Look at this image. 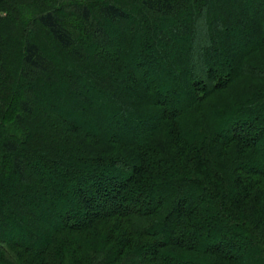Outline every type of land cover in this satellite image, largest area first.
<instances>
[{"label": "trees", "instance_id": "obj_1", "mask_svg": "<svg viewBox=\"0 0 264 264\" xmlns=\"http://www.w3.org/2000/svg\"><path fill=\"white\" fill-rule=\"evenodd\" d=\"M243 261L264 264V0H0V264Z\"/></svg>", "mask_w": 264, "mask_h": 264}, {"label": "rangeland", "instance_id": "obj_2", "mask_svg": "<svg viewBox=\"0 0 264 264\" xmlns=\"http://www.w3.org/2000/svg\"><path fill=\"white\" fill-rule=\"evenodd\" d=\"M141 16H143V15H141ZM154 25V24H153ZM161 30V28H159L158 29V31H160ZM159 33V32H158ZM158 33H157V35H158ZM165 37H161V40L162 41H160V42H158L157 40H155L156 41V45H155V48H154V50H163V51H161V52H163V54H165V59H166V61H167V65L169 66V64H170V68L171 69H175L174 67H175V59H176V55H177V53H179L178 55H181L183 58H186V60L187 59H190L189 61L187 60L186 61V64H187V68L189 69V72H190V75H191V78L193 79V83H198V82H204L205 81V78L202 76V73H201V71H200V69H198L197 67H194V66H192V62L195 60V62H193V63H197V60H196V55H193V54H191V53H189V52H187V50H185L184 48L183 49H180V51H176V52H174L173 51V49H172V47H171V45L168 43V41H166L165 39H164ZM184 39V38H183ZM186 39V38H185ZM187 40V39H186ZM153 41H154V39H153ZM135 42V41H134ZM120 44H121V42L119 43L117 40H115L114 41V49L115 48H119V47H121L120 46ZM136 45V44H135ZM122 49L123 50H125L126 49V47L125 46H123L122 47ZM45 50L46 51H48V53L50 52V49H49V47H47L46 46V48H45ZM93 50V49H92ZM92 50H90L89 49V53H91V52H93ZM102 49H100V50H97L96 52L97 53H103L104 51H101ZM95 52V51H94ZM51 54V53H50ZM190 55H192L191 57H190ZM128 58V57H127ZM128 60H129V58H128ZM127 60V61H128ZM57 64V63H56ZM129 64H133V63H129ZM57 68V67H56ZM61 68H62V71H65L66 69H68V68H65L64 66H62L61 65ZM65 69V70H64ZM132 69L134 70H136V68L134 67V66H132ZM134 70V71H135ZM175 71H176V69H175ZM64 73H66V72H62V74H64ZM134 74L135 75H137L136 77H138V78H140V75L139 74H136L135 72H134ZM157 77L158 78H160V80L162 81V77L161 76H159V74H157ZM165 87L166 86H168V87H170L171 88V83L169 84V83H165V85H164ZM162 87V86H161ZM169 88V89H170ZM168 99H169V97H168ZM173 100H174V102L175 103H177L178 104V101H179V98H177V97H175V98H172ZM39 107V106H38ZM108 125V124H107ZM111 127V128H110ZM109 128L110 129H112V125L110 126ZM104 136H107V135H104ZM122 139V138H121ZM49 181V180H48ZM50 184H54V185H56V187L58 188V181H55V182H51ZM89 189V188H88ZM91 189V188H90ZM64 193H65V191H63ZM62 192V193H63ZM45 216H46V214H45ZM42 218V217H41ZM57 222L54 220H52L51 219V221L48 223V225H45L46 226V228H45V230L48 232L55 224H56ZM10 234H11V237H9V236H5V240L6 241H11L12 242V240H14L15 242H20L21 244H25V245H27V243H26V240H25V238H23L22 236H19V235H17L16 234V231H11L10 230ZM47 235H48V233H47ZM38 239V241H31L29 244H33L34 242H36V243H41V242H43L44 240V238L40 235V236H38L37 237ZM244 262V264H247L246 262L247 261H243ZM249 264V263H248Z\"/></svg>", "mask_w": 264, "mask_h": 264}]
</instances>
